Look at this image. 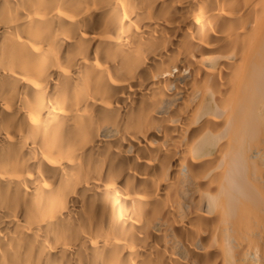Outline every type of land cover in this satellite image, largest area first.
<instances>
[{
    "label": "bare ground",
    "instance_id": "6f19581e",
    "mask_svg": "<svg viewBox=\"0 0 264 264\" xmlns=\"http://www.w3.org/2000/svg\"><path fill=\"white\" fill-rule=\"evenodd\" d=\"M0 264H264V0H0Z\"/></svg>",
    "mask_w": 264,
    "mask_h": 264
}]
</instances>
